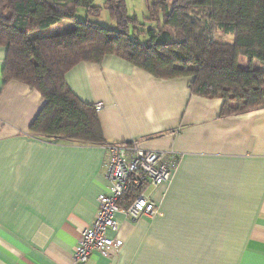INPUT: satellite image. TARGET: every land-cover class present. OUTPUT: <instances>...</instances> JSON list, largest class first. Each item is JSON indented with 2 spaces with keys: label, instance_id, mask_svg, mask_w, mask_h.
I'll list each match as a JSON object with an SVG mask.
<instances>
[{
  "label": "crops",
  "instance_id": "crops-1",
  "mask_svg": "<svg viewBox=\"0 0 264 264\" xmlns=\"http://www.w3.org/2000/svg\"><path fill=\"white\" fill-rule=\"evenodd\" d=\"M127 6L143 21L146 0ZM6 54L0 45V264H264V106L222 115L224 99L192 93V76L157 77L117 54L72 67V91L102 103L108 144L179 158L171 181L146 189L161 211L117 213L121 245L78 263L81 233L110 187L107 144L33 135L45 99L4 82Z\"/></svg>",
  "mask_w": 264,
  "mask_h": 264
},
{
  "label": "trees",
  "instance_id": "trees-1",
  "mask_svg": "<svg viewBox=\"0 0 264 264\" xmlns=\"http://www.w3.org/2000/svg\"><path fill=\"white\" fill-rule=\"evenodd\" d=\"M146 4L140 21L126 0H105L117 23L111 28L92 19L103 10L96 0H0L4 82L21 81L45 99L30 125L33 135L108 144L95 104L83 101L66 81L76 64L100 63L107 54L157 77L192 76V93L224 99L222 115L264 106V0ZM80 8L86 9L84 20L78 19ZM65 20L73 22L67 30L39 32ZM144 190L131 183L120 204H131Z\"/></svg>",
  "mask_w": 264,
  "mask_h": 264
},
{
  "label": "built area",
  "instance_id": "built-area-1",
  "mask_svg": "<svg viewBox=\"0 0 264 264\" xmlns=\"http://www.w3.org/2000/svg\"><path fill=\"white\" fill-rule=\"evenodd\" d=\"M97 110L102 103L95 104ZM108 156L105 176L110 182L109 191L99 196V208L92 224L84 229L74 252L78 263H85L92 252L106 253L109 247L118 248L119 223L117 213L137 219L141 214L159 213L161 210L147 195L146 189L171 181L178 166V154L173 149L152 150L138 143L107 144ZM131 183L141 184L145 190L131 204L123 205L126 191ZM114 232L115 235L110 233Z\"/></svg>",
  "mask_w": 264,
  "mask_h": 264
},
{
  "label": "rangeland",
  "instance_id": "rangeland-1",
  "mask_svg": "<svg viewBox=\"0 0 264 264\" xmlns=\"http://www.w3.org/2000/svg\"><path fill=\"white\" fill-rule=\"evenodd\" d=\"M104 2L105 0H97L96 4L97 5H101L102 7L104 6ZM137 0H126V3L130 4V5H136ZM140 14V13H138ZM134 15V14H133ZM93 20H96L98 22H100L101 24L105 25V26H109L111 28H116L117 23L111 19L109 12L107 9H105L103 7V10L101 11L100 15L97 16H91ZM87 18V12L85 8H80L79 12H78V19L79 20H84ZM71 24H73V22L71 21H66L63 26L60 28V30H67L69 29V27L71 26ZM56 30V29H55ZM40 33H52L53 30L49 27L47 29H43L39 31ZM242 63L244 64V60L242 61Z\"/></svg>",
  "mask_w": 264,
  "mask_h": 264
}]
</instances>
